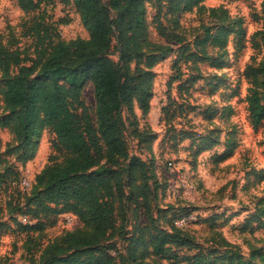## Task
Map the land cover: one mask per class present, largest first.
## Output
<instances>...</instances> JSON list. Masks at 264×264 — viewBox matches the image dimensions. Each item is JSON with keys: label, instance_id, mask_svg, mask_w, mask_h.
Segmentation results:
<instances>
[{"label": "rangeland", "instance_id": "rangeland-1", "mask_svg": "<svg viewBox=\"0 0 264 264\" xmlns=\"http://www.w3.org/2000/svg\"><path fill=\"white\" fill-rule=\"evenodd\" d=\"M101 2L111 28V45L106 55L123 73L128 72L138 80L135 60L128 66L120 60L117 10L110 5V0ZM263 3L264 0H203L206 8L221 6L226 9L229 19L224 20V24L231 26L227 23L235 17L241 20L243 47H235L238 34L235 32L237 26H233L225 49L218 52L217 47L207 46L206 58H197L191 68L185 55L193 47V40L203 36L206 27L213 30L220 22L218 14L213 16L208 10L199 12L196 8L178 13L181 28L185 29L184 41L179 43L158 32L157 2L145 0L147 40L151 46H142V51L146 58H152L147 68L151 72L150 108L143 114L139 108L129 113L123 107L126 124L123 136L128 156L120 159L117 166L106 167L110 171L117 170L121 189L113 198L115 228L108 243L112 245L111 252H120L126 261L127 238L136 231L135 224L150 219L157 228L169 230L172 217L181 206H186L193 215L181 227L196 238L214 234L217 238L219 234L227 242L234 243L246 258L253 251L264 250V121L258 127H253L249 121L247 96L251 79L245 75L249 65L256 67L264 60L260 32L264 26ZM161 6L164 31L174 33L168 17L163 14L168 6L166 0H161ZM42 7H45L53 40L58 37L63 40L88 38L89 33L73 0H51ZM31 18V13L17 6V0H0V118L7 113L2 93L7 77L3 74L4 47L13 50L17 46L21 56L29 58L21 63L12 62L14 72L40 56L38 49L41 47L35 48L34 41L24 35L26 26L32 23ZM11 43L13 45L9 46ZM219 54L222 64L215 67L210 57ZM142 67L145 68L144 63ZM195 75L197 77L193 78ZM182 83L185 89L180 91L177 87ZM81 96L95 119L96 98L90 80L82 87ZM179 103L183 106L176 109ZM134 128L147 130L148 147L136 138ZM182 132L189 133L183 135ZM51 141L52 134L43 129L34 155L25 159L12 127L0 126V264H38L43 248L51 239L64 230L82 226L77 216L68 223L66 213H53L50 218L54 222L45 223L42 231L26 232L18 228V216L25 211L37 188L40 189L39 185L35 187V178L53 154ZM133 156L140 162L130 170L127 164ZM166 161L174 164L172 170L166 168ZM105 162L104 154L92 169L105 167ZM16 173L20 179L30 182L26 188L21 182L10 184ZM114 178L111 173L112 182ZM137 186L142 189L143 196L135 203L133 193L141 190L136 189ZM21 189L24 193L19 191ZM217 213L220 214L217 218L204 221ZM217 243L218 248H222V242ZM141 247L137 245L135 256L141 254ZM124 259L121 256L120 260ZM145 259L150 261L151 256L146 255Z\"/></svg>", "mask_w": 264, "mask_h": 264}, {"label": "trees", "instance_id": "trees-1", "mask_svg": "<svg viewBox=\"0 0 264 264\" xmlns=\"http://www.w3.org/2000/svg\"><path fill=\"white\" fill-rule=\"evenodd\" d=\"M202 1L166 0L168 6L163 14L174 30V33L166 34V26L160 17L163 6L161 0H156L158 32L176 42L184 41L185 33L178 13L196 8L199 12L208 10L213 16L218 14L220 22L214 29L206 27L203 36L193 40V47L185 55L187 65L197 58H206L209 45L217 47L218 52L225 49L233 26H237L235 32L238 34L236 39L234 37L235 47H243L241 20L232 18L233 21L227 23L231 26H228L224 24V20L229 19L226 9L221 6L206 8ZM50 2L17 0L21 10L31 13L32 23L26 26L24 35L34 41L35 48L41 47L38 60L14 72L12 62L21 63L29 58L21 56L17 46L13 50L3 49V74L7 77L2 93L7 113L0 118V126L12 127L25 159L34 155L43 129L52 134L53 154L35 178V187L39 185L40 189L37 188L25 211L18 216V228L26 232L42 231L45 223L54 222L50 218L53 213L71 214L82 221L81 227L64 230L51 239L43 248L38 264H264V250L253 251L246 258L234 243L227 242L219 234L215 238L212 231L210 234L214 236L203 238L189 234L186 228L176 224L177 220L192 215L186 206L177 208L169 230L157 228L150 219L135 224L136 231L127 238V261L120 252H111L113 248L108 241L115 228L113 198L121 189L117 170L110 171L106 167L117 166L120 159L128 156L123 136L126 125L123 107L129 113H133L136 107L144 114L150 108L152 97L149 87L151 72L147 69L152 58H146L142 51V46H151L147 40L145 0H110V5L118 13L116 29L121 42L120 60L125 66L135 60L138 80L130 77L128 72L123 73L120 66L106 55L111 45V28L101 0H73L89 36L70 40L51 38L46 10L42 7ZM262 12L264 14V3ZM260 32L264 47V26ZM220 57V54L210 57V63L218 67L222 64ZM189 67L194 68V64ZM245 75L251 79L247 96L248 118L253 127H258L264 121V60L256 67L249 65ZM88 80L94 85L95 119L81 96V89ZM177 89L183 91L184 83L178 84ZM182 106L179 103L175 108ZM132 123L137 125L135 120ZM134 130L136 138L148 147L150 136H147V130ZM182 133L187 135L189 132ZM104 154L106 166L92 169ZM138 162L139 158L133 156L127 166L132 170ZM169 162H165L167 169ZM111 173L115 175L114 182ZM21 180L16 173L10 184H19ZM136 189L141 188L137 186ZM19 191L24 193L22 189ZM133 194L137 203L138 197L143 196L142 189ZM218 215L212 214L203 220H212ZM21 217L26 221L20 220ZM217 241L222 242V248H218ZM138 244L142 246L141 254L135 256ZM146 255L151 256L150 261H146Z\"/></svg>", "mask_w": 264, "mask_h": 264}, {"label": "built area", "instance_id": "built-area-1", "mask_svg": "<svg viewBox=\"0 0 264 264\" xmlns=\"http://www.w3.org/2000/svg\"><path fill=\"white\" fill-rule=\"evenodd\" d=\"M173 166H174V164H173L172 162H169V163H168V170H172V169H173ZM29 183H30V182H29L28 180H26L25 178H23V179L21 180V185H22V187H24V188H26V187L29 185ZM189 217L191 218V217H193V215H191V216H189ZM73 218H74V217H73L71 214H65V219H66V221H67L68 223H70V221H71ZM20 220H22L23 222H25V221H26V218L21 217ZM187 220H188V217H183V218L177 220V221H176V224L182 226L181 224H184Z\"/></svg>", "mask_w": 264, "mask_h": 264}]
</instances>
